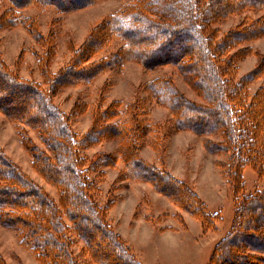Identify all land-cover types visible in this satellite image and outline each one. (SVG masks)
Wrapping results in <instances>:
<instances>
[{
	"label": "trees",
	"instance_id": "1",
	"mask_svg": "<svg viewBox=\"0 0 264 264\" xmlns=\"http://www.w3.org/2000/svg\"><path fill=\"white\" fill-rule=\"evenodd\" d=\"M9 1L16 8L40 3L70 11L96 0ZM246 8L264 11V0H131L92 29L80 47L68 43L71 58L56 73L49 69L56 53L53 34H41L32 18L17 21L11 9L0 16V28L25 25L43 47V52L35 54L46 87L20 77L0 57V112L38 132L46 147L36 145L26 134L20 136L21 145L34 170L58 194L57 200L51 197L0 147V224L13 228L20 243L41 264H80L72 235L83 242L82 251L90 262L142 264L107 220L111 203L102 206L96 199L104 167L115 166L118 159L123 162L119 180L150 183L190 211L205 230L214 228L200 196L170 170L140 154L137 141L150 129L137 112L144 109L146 101L170 111L174 130L219 133L220 140L206 139L204 146L212 152L228 153L220 166L235 197H240L235 200L230 226L214 245L207 264H264V189L244 194L242 177L245 167L264 177V88L253 93L249 89V83L264 73V56L252 71L236 80V62L249 49L230 52L239 43L264 35V13L220 38L213 26ZM113 38L123 44L89 62ZM126 61L145 68L174 66L201 101L186 97L169 76L157 77L144 84L146 98L127 106L128 119L112 121L121 114L119 102L106 107L99 104L91 126L79 135L71 119L74 113H82L86 104L75 103L66 113L53 102V95L62 86L90 82ZM114 138L119 139L115 153L99 152L91 157L81 153V149ZM0 264H8L1 253Z\"/></svg>",
	"mask_w": 264,
	"mask_h": 264
},
{
	"label": "rangeland",
	"instance_id": "2",
	"mask_svg": "<svg viewBox=\"0 0 264 264\" xmlns=\"http://www.w3.org/2000/svg\"><path fill=\"white\" fill-rule=\"evenodd\" d=\"M131 0H96L70 11H59L52 5L33 3L14 7L9 0H0V16L11 9L13 18H32L43 35L53 34L56 53L49 69L56 73L65 66L72 55L68 43L80 47L90 31ZM263 10L246 8L232 13L215 23L220 38L225 32L237 26H246ZM19 21V20H17ZM123 44L113 38L103 46L89 62L107 56ZM248 48L239 55L234 79L241 78L257 65L264 56V35L239 43L230 52ZM35 51L43 52L36 37L26 26L17 23L0 28V57L6 65L24 79L34 80L44 87L41 70ZM161 76H169L186 97L200 102L201 99L185 81V77L170 65L145 68L134 61H126L111 69H106L87 83L60 87L52 97L53 102L64 112L70 113L75 103L86 104L82 113H74L71 121L73 129L82 135L92 124L94 108L106 107L119 102L121 114L112 121H124L129 114L127 106H134L137 99L146 98L144 84ZM264 88V73L249 83L250 92ZM138 114L149 131L139 137L140 154L156 166L167 168L195 191L206 204L212 216L214 228L205 230L193 214L157 191L150 183L141 180L121 179L118 174L123 168L121 159L115 166L104 167V174L98 183L97 201L107 209V220L130 246L135 256L145 259L148 264H207L217 240L228 230L233 216L235 197L232 184L220 166L227 159V152H212L205 148L204 140L218 141L219 133L199 135L189 130H174L170 111L161 105L146 101ZM135 124V123H134ZM136 126V125H135ZM135 129V127H134ZM26 134L32 141L46 147L38 132L21 122L8 120L0 112V147L18 163L21 168L49 193L58 199L56 188L39 175L31 164V158L21 145L20 136ZM119 139L102 140L88 148L81 149L87 157L99 152L115 153ZM244 189L248 194L264 189V177H259L251 167L242 173ZM240 195V194H239ZM73 249L80 264L90 262L82 251L83 242L75 235ZM0 253L8 264H41L34 254L20 243L13 228L0 224Z\"/></svg>",
	"mask_w": 264,
	"mask_h": 264
},
{
	"label": "crops",
	"instance_id": "3",
	"mask_svg": "<svg viewBox=\"0 0 264 264\" xmlns=\"http://www.w3.org/2000/svg\"><path fill=\"white\" fill-rule=\"evenodd\" d=\"M170 171H171V170H170ZM171 172H172V171H171ZM172 173H173V172H172ZM219 239H220V238H219ZM219 239H218V240H219ZM218 240H217V241H218ZM137 259H138L142 264H148L147 262L145 263V259H143V260H141V259H139V258H137Z\"/></svg>",
	"mask_w": 264,
	"mask_h": 264
}]
</instances>
